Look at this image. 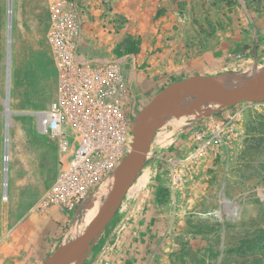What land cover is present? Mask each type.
<instances>
[{
    "label": "rangeland",
    "instance_id": "rangeland-1",
    "mask_svg": "<svg viewBox=\"0 0 264 264\" xmlns=\"http://www.w3.org/2000/svg\"><path fill=\"white\" fill-rule=\"evenodd\" d=\"M10 1L7 128L3 101ZM163 3L153 17L170 13L167 24L176 23L174 32L165 33L163 45L156 48L155 42L142 37L141 17L132 8L130 21H125L130 29L126 36L100 42L105 50L93 56L104 61L122 56L121 50L138 49L125 67L129 94L123 104L131 126L152 99L175 82L199 75L225 83L242 81L245 87L264 70V0ZM51 25L49 0H0V264H44L73 240L75 221L84 212L67 218L34 209L59 169L57 147L41 129L57 93L48 42ZM144 43H153L152 50L144 52ZM252 72L249 81L242 77ZM192 98L196 103L188 109L168 113L143 170L81 264H264V102L209 110L201 100L211 98ZM226 117H235L238 127L229 148L219 146L195 157L197 133L211 132ZM112 196L104 197L100 212Z\"/></svg>",
    "mask_w": 264,
    "mask_h": 264
},
{
    "label": "built area",
    "instance_id": "built-area-1",
    "mask_svg": "<svg viewBox=\"0 0 264 264\" xmlns=\"http://www.w3.org/2000/svg\"><path fill=\"white\" fill-rule=\"evenodd\" d=\"M49 6L48 42L57 93L41 129L57 147L59 169L34 209L43 215L78 217L131 152L133 126L128 123L123 99L129 94L125 67L133 55L104 61L88 55L82 46L86 10L81 0H49ZM236 120L226 117L211 132L197 133L195 157L219 146L229 148L238 135Z\"/></svg>",
    "mask_w": 264,
    "mask_h": 264
},
{
    "label": "water",
    "instance_id": "water-1",
    "mask_svg": "<svg viewBox=\"0 0 264 264\" xmlns=\"http://www.w3.org/2000/svg\"><path fill=\"white\" fill-rule=\"evenodd\" d=\"M13 1L9 4V56L11 54ZM193 89H202L224 106L231 107L243 102H264V70L253 76L241 90L233 91L218 77L192 76L175 82L159 92L139 114L133 124L131 152L116 172L114 196L107 207L97 216L85 236L60 246L44 264H65L84 256L94 240L107 228L119 211L125 197L143 170L156 132L167 120V115L182 104ZM10 104V89H8Z\"/></svg>",
    "mask_w": 264,
    "mask_h": 264
},
{
    "label": "crops",
    "instance_id": "crops-1",
    "mask_svg": "<svg viewBox=\"0 0 264 264\" xmlns=\"http://www.w3.org/2000/svg\"><path fill=\"white\" fill-rule=\"evenodd\" d=\"M163 1L166 0H81L86 10L82 44L84 51L90 56L101 55L106 45L101 47L100 42L105 40L106 43H110L115 37H119V40L123 39L130 30L127 26L125 28L127 25L125 21L129 20L132 8H137L135 12L141 17L138 22L142 28V37L155 42L156 48H159L163 45L165 33L170 32L169 30L174 32L176 24L173 21L167 24L170 13L159 19L153 17L154 9L164 4ZM153 43H144L143 51L152 50Z\"/></svg>",
    "mask_w": 264,
    "mask_h": 264
},
{
    "label": "bare ground",
    "instance_id": "bare-ground-1",
    "mask_svg": "<svg viewBox=\"0 0 264 264\" xmlns=\"http://www.w3.org/2000/svg\"><path fill=\"white\" fill-rule=\"evenodd\" d=\"M9 33V32H8ZM8 41V40H7ZM8 44V49H7V67H8V72H7V98L3 101L4 102V107H5V115L7 117V128L10 127L9 125L11 124V111H10V104L8 103V89H10V83H11V55H12V50H11V54L9 56V42H7ZM256 72V71H255ZM255 72L252 73H246L244 75H242V77L244 79H247V81L250 80V78L254 75ZM249 78V79H248ZM246 81V82H247ZM227 84L229 86V88L233 91H241L244 87H243V82L242 81H234V80H229L227 81ZM204 95L205 97H209L211 99H207V100H201L202 103H208L209 104V110L212 109L213 106H218V105H222V103H220L219 101H217L216 99H214L209 93L205 92L202 89H193L191 90L188 94L187 97L185 99V101L180 104L179 106H177L176 108H174L175 110L179 111L182 109H188L187 105H192L194 103H196L195 101H193L194 99L192 98L194 95ZM204 114V113H203ZM7 136L9 135L8 133H6ZM9 141V138H7ZM156 144V143H155ZM9 156V152L6 153ZM7 161V160H6ZM7 171V169H5V172ZM5 182H7V178L5 179ZM114 182L111 180H107L105 181L100 188L98 189V191L95 194V198L93 199V201L91 203H88L82 211L83 214L82 216L77 219L76 225H75V235L72 241L75 240H79L81 238H83L85 236V234L87 233V231L89 230V228L93 225L94 221L97 219V216L100 212V207L101 204L104 200V197L106 195H113L114 193V186H113ZM113 197V196H112ZM82 257L76 258L73 261H70L68 263L65 264H81L82 263Z\"/></svg>",
    "mask_w": 264,
    "mask_h": 264
},
{
    "label": "trees",
    "instance_id": "trees-1",
    "mask_svg": "<svg viewBox=\"0 0 264 264\" xmlns=\"http://www.w3.org/2000/svg\"><path fill=\"white\" fill-rule=\"evenodd\" d=\"M128 44H129V42H126L123 46H128ZM121 54L120 55H124V53H126V54H130V55H132V54H137L138 53V49H134V48H129V49H127L126 51H124V50H121V51H119ZM123 52V53H122Z\"/></svg>",
    "mask_w": 264,
    "mask_h": 264
}]
</instances>
